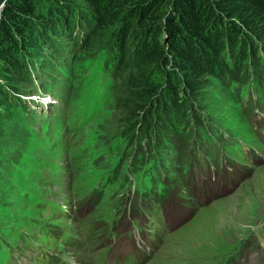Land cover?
<instances>
[{"label": "rangeland", "instance_id": "obj_1", "mask_svg": "<svg viewBox=\"0 0 264 264\" xmlns=\"http://www.w3.org/2000/svg\"><path fill=\"white\" fill-rule=\"evenodd\" d=\"M115 28L84 50L75 22L28 81L0 79V264H264V75L207 76L186 145L137 153L105 70Z\"/></svg>", "mask_w": 264, "mask_h": 264}, {"label": "trees", "instance_id": "obj_2", "mask_svg": "<svg viewBox=\"0 0 264 264\" xmlns=\"http://www.w3.org/2000/svg\"><path fill=\"white\" fill-rule=\"evenodd\" d=\"M79 1L0 0V79L28 81V66L75 22L84 50L116 26L105 70L119 84L115 123L137 153L161 140L186 145L202 123L194 101L207 76L227 85L264 75V0ZM9 87L0 82V99Z\"/></svg>", "mask_w": 264, "mask_h": 264}, {"label": "bare ground", "instance_id": "obj_3", "mask_svg": "<svg viewBox=\"0 0 264 264\" xmlns=\"http://www.w3.org/2000/svg\"><path fill=\"white\" fill-rule=\"evenodd\" d=\"M53 100H54V97L51 96L50 99H49V101H48V103L52 102Z\"/></svg>", "mask_w": 264, "mask_h": 264}]
</instances>
